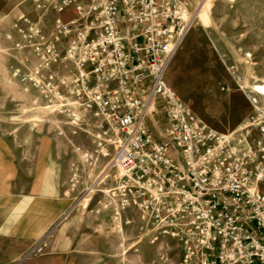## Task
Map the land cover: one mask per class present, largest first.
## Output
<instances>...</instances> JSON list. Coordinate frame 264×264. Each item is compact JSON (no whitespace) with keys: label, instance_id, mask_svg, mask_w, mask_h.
I'll return each mask as SVG.
<instances>
[{"label":"built area","instance_id":"2783aa9c","mask_svg":"<svg viewBox=\"0 0 264 264\" xmlns=\"http://www.w3.org/2000/svg\"><path fill=\"white\" fill-rule=\"evenodd\" d=\"M32 2L55 13L53 28L47 34L40 20L18 17L16 47L38 63L14 76L36 92L35 106L66 117L74 133L90 128L95 151L82 158H109L106 171H116L110 205L137 209L152 243L159 235L178 239L182 264H264V110L256 105L263 118L253 147L255 115L240 130H215L166 77L200 8L190 11L189 0ZM157 98L162 139L147 122ZM71 176L76 187L78 167Z\"/></svg>","mask_w":264,"mask_h":264},{"label":"rangeland","instance_id":"374dc122","mask_svg":"<svg viewBox=\"0 0 264 264\" xmlns=\"http://www.w3.org/2000/svg\"><path fill=\"white\" fill-rule=\"evenodd\" d=\"M189 4L190 11L204 7L175 54L167 80L203 122L220 132L240 130L255 115L248 138L255 147L260 137L257 124L263 118L256 105L264 110V94L253 88L264 82V0H189ZM21 14L34 22L40 20L47 34L55 18L54 12L37 11L32 0H0V114L4 123L21 125L28 131L32 128L39 146L42 138H49L53 157L68 162L70 172L79 168V182L76 187L70 182L69 187L75 194L73 205L85 213L77 227L94 240V247L100 248L102 264H182L183 248L178 239L159 235L158 241L152 243L153 232L142 228L137 209L119 211L117 205H110L112 199L106 192L116 186V171L102 173L109 158L89 162L82 158L84 153L95 151L90 128L83 126L74 133L66 117L35 106L36 92L27 91L14 76L15 70L27 73L38 63L30 49L16 47L20 37L15 23ZM52 69L58 73L65 70L61 65ZM250 93L255 94L258 104L249 97ZM147 122L152 135L162 139L166 121L161 98L156 99ZM99 175L103 176L90 192L88 188ZM53 230L31 246L27 257L46 253ZM86 247L93 245L87 241ZM162 254H166V260Z\"/></svg>","mask_w":264,"mask_h":264},{"label":"crops","instance_id":"0c3cea01","mask_svg":"<svg viewBox=\"0 0 264 264\" xmlns=\"http://www.w3.org/2000/svg\"><path fill=\"white\" fill-rule=\"evenodd\" d=\"M4 121L0 114V264H102L100 248L77 227L85 213L73 205L69 163L53 157L49 138L39 146L32 128ZM53 228L46 253L27 257Z\"/></svg>","mask_w":264,"mask_h":264},{"label":"bare ground","instance_id":"6f19581e","mask_svg":"<svg viewBox=\"0 0 264 264\" xmlns=\"http://www.w3.org/2000/svg\"><path fill=\"white\" fill-rule=\"evenodd\" d=\"M203 7H204V5H201V6H200V11H201V9H202ZM200 11H199V12H200ZM253 88L255 89L256 92H259V93H262V94H263L264 92L260 91V89H261V88H264V82H263V83H258V84H256V85H254ZM244 89H245V88H244ZM164 125H165V124H164ZM163 127H164V129H165L166 126H163ZM102 173H103V174H106L107 171L105 170V171H103ZM101 176H103V175H99L98 178H97V180L94 182V185H93L92 187L88 188V190H89L90 192H93V190H94V188H95V184L99 183V180H101ZM89 191H88V192H89ZM108 191H109V190H108Z\"/></svg>","mask_w":264,"mask_h":264},{"label":"snow or ice","instance_id":"6c2138e0","mask_svg":"<svg viewBox=\"0 0 264 264\" xmlns=\"http://www.w3.org/2000/svg\"><path fill=\"white\" fill-rule=\"evenodd\" d=\"M260 91L264 92V88H261Z\"/></svg>","mask_w":264,"mask_h":264}]
</instances>
